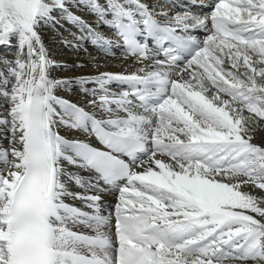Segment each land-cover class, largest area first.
<instances>
[{
    "label": "snow or ice",
    "instance_id": "snow-or-ice-1",
    "mask_svg": "<svg viewBox=\"0 0 264 264\" xmlns=\"http://www.w3.org/2000/svg\"><path fill=\"white\" fill-rule=\"evenodd\" d=\"M0 48V264H264V0H0Z\"/></svg>",
    "mask_w": 264,
    "mask_h": 264
},
{
    "label": "bare ground",
    "instance_id": "bare-ground-1",
    "mask_svg": "<svg viewBox=\"0 0 264 264\" xmlns=\"http://www.w3.org/2000/svg\"><path fill=\"white\" fill-rule=\"evenodd\" d=\"M199 2V1H198ZM196 11L197 9H192ZM204 9L203 11H206ZM46 43L50 47L51 55L58 62H66L68 64H72L74 62L79 61L80 63H86L89 61V53L93 57H97V60L94 62L86 63V66L82 69L70 68L67 70H58L60 75H73V74H86V73H94L96 69L92 67V63L99 64L101 71H119L121 70V61L119 59H107L104 58V54L99 52L97 49L93 47H89V52H72L67 49H62L58 46V42L56 38L51 33H44ZM13 50L9 48H1L0 56H12ZM117 57H119V52L116 53ZM256 140H264V128L256 129L254 133Z\"/></svg>",
    "mask_w": 264,
    "mask_h": 264
},
{
    "label": "rangeland",
    "instance_id": "rangeland-1",
    "mask_svg": "<svg viewBox=\"0 0 264 264\" xmlns=\"http://www.w3.org/2000/svg\"><path fill=\"white\" fill-rule=\"evenodd\" d=\"M0 50H1V48H0Z\"/></svg>",
    "mask_w": 264,
    "mask_h": 264
}]
</instances>
